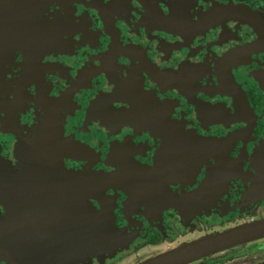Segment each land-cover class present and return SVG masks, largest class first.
I'll return each instance as SVG.
<instances>
[{
	"label": "flooded vegetation",
	"instance_id": "af4514ba",
	"mask_svg": "<svg viewBox=\"0 0 264 264\" xmlns=\"http://www.w3.org/2000/svg\"><path fill=\"white\" fill-rule=\"evenodd\" d=\"M193 245L264 264V0H0V264Z\"/></svg>",
	"mask_w": 264,
	"mask_h": 264
},
{
	"label": "water",
	"instance_id": "95a60500",
	"mask_svg": "<svg viewBox=\"0 0 264 264\" xmlns=\"http://www.w3.org/2000/svg\"><path fill=\"white\" fill-rule=\"evenodd\" d=\"M57 168L53 173L60 174V171L58 169V164H55ZM93 207L90 203L86 202L85 205V212L86 213H94L96 215V219L99 218L102 224V232L100 235L97 236H88L86 235L85 244L88 246L86 250H91V253H111L110 249V240L112 237L108 233L110 230V227L108 226L107 222V214L106 211L103 209L102 212L96 213L95 210L92 211ZM92 220H95L93 218ZM95 245H100V251H98V248H94ZM93 246V247H92ZM203 245H193L191 247H188L186 250L178 251V252H170L163 256L154 258L152 260H149L143 264H183L188 261L187 258L198 255L202 252L198 251L199 248H201Z\"/></svg>",
	"mask_w": 264,
	"mask_h": 264
}]
</instances>
